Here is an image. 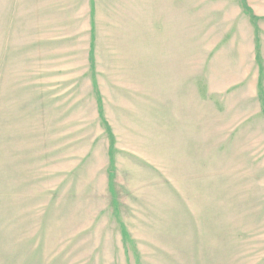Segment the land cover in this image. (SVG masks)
Returning a JSON list of instances; mask_svg holds the SVG:
<instances>
[{"label": "rangeland", "instance_id": "374dc122", "mask_svg": "<svg viewBox=\"0 0 264 264\" xmlns=\"http://www.w3.org/2000/svg\"><path fill=\"white\" fill-rule=\"evenodd\" d=\"M0 264H264V0H0Z\"/></svg>", "mask_w": 264, "mask_h": 264}]
</instances>
